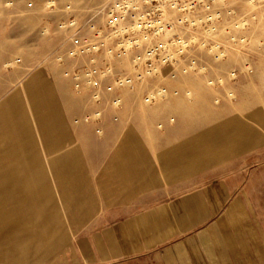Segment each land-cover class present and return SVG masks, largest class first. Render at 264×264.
Here are the masks:
<instances>
[{"label": "rangeland", "instance_id": "1", "mask_svg": "<svg viewBox=\"0 0 264 264\" xmlns=\"http://www.w3.org/2000/svg\"><path fill=\"white\" fill-rule=\"evenodd\" d=\"M16 90L0 177L44 163L50 199L44 238L40 219L15 264L62 263L131 158L157 168L190 135L264 155V0H0V103Z\"/></svg>", "mask_w": 264, "mask_h": 264}, {"label": "crops", "instance_id": "2", "mask_svg": "<svg viewBox=\"0 0 264 264\" xmlns=\"http://www.w3.org/2000/svg\"><path fill=\"white\" fill-rule=\"evenodd\" d=\"M45 137L50 143L48 130ZM227 137L190 135L188 147L162 150L157 168L131 158L124 179L114 180L119 195L98 200L100 210L77 231L65 262L52 264H264V155L242 156ZM74 162L55 156L51 167L69 170ZM22 167L0 177V264H15L31 249L32 225L41 219L39 240L48 226L45 164Z\"/></svg>", "mask_w": 264, "mask_h": 264}, {"label": "built area", "instance_id": "3", "mask_svg": "<svg viewBox=\"0 0 264 264\" xmlns=\"http://www.w3.org/2000/svg\"><path fill=\"white\" fill-rule=\"evenodd\" d=\"M159 47H161V46H159ZM149 56V55H148Z\"/></svg>", "mask_w": 264, "mask_h": 264}]
</instances>
